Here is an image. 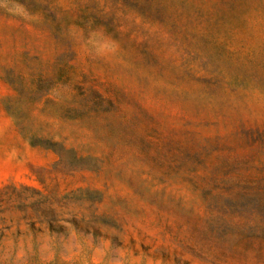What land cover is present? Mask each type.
Returning a JSON list of instances; mask_svg holds the SVG:
<instances>
[{
  "label": "rangeland",
  "instance_id": "1",
  "mask_svg": "<svg viewBox=\"0 0 264 264\" xmlns=\"http://www.w3.org/2000/svg\"><path fill=\"white\" fill-rule=\"evenodd\" d=\"M0 264H264V0H0Z\"/></svg>",
  "mask_w": 264,
  "mask_h": 264
}]
</instances>
